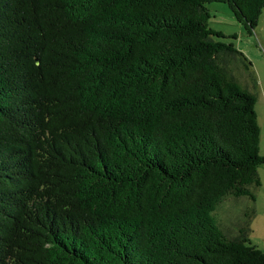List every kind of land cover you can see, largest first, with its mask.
<instances>
[{"label": "trees", "instance_id": "1", "mask_svg": "<svg viewBox=\"0 0 264 264\" xmlns=\"http://www.w3.org/2000/svg\"><path fill=\"white\" fill-rule=\"evenodd\" d=\"M207 1L0 0V264H264L257 85Z\"/></svg>", "mask_w": 264, "mask_h": 264}, {"label": "rangeland", "instance_id": "2", "mask_svg": "<svg viewBox=\"0 0 264 264\" xmlns=\"http://www.w3.org/2000/svg\"><path fill=\"white\" fill-rule=\"evenodd\" d=\"M206 6L211 14L208 18V25L216 30H220L223 34L222 36L214 37L225 41H232L250 60V64L246 70L235 71L238 84L241 87H247L252 90L251 80L255 79L257 85L256 94L258 95L261 88H264V6L258 15L253 30L249 32L236 20L226 2L207 1ZM250 73L254 78L250 76ZM257 95L255 110L257 109L259 112L260 104L257 100ZM239 201L233 197H228L217 209V213L222 218L223 224H228L233 220L232 217L239 213L241 209L239 204H237ZM240 202L243 203V200ZM260 220L261 217H256L252 222V227L258 228L255 235L264 237V222L261 220L259 223ZM253 238L255 237L253 236Z\"/></svg>", "mask_w": 264, "mask_h": 264}, {"label": "crops", "instance_id": "3", "mask_svg": "<svg viewBox=\"0 0 264 264\" xmlns=\"http://www.w3.org/2000/svg\"><path fill=\"white\" fill-rule=\"evenodd\" d=\"M257 100L259 101L260 104V111L258 112L256 109L257 122L259 126V151L264 156V88L263 87L261 88V91H259V94L257 95ZM258 175H259V186L256 189L254 195L255 197V200L253 202L254 214L250 221L249 238L253 244L264 249V237L255 235L258 228L252 227V222L256 217H261V220H263L264 222V163L258 167ZM238 200L240 201L243 200V205H251L252 203L247 197H242ZM240 210H242V208ZM239 213H241V211H239ZM239 213H237L236 215H238ZM261 220L259 221V223L261 222ZM253 236L255 238H253Z\"/></svg>", "mask_w": 264, "mask_h": 264}]
</instances>
